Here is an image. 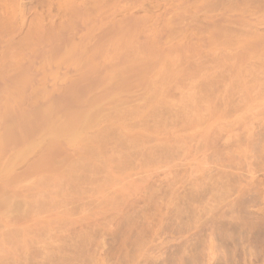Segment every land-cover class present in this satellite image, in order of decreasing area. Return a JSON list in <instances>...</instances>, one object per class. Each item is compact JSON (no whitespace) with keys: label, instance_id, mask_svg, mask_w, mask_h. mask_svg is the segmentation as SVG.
<instances>
[{"label":"rangeland","instance_id":"374dc122","mask_svg":"<svg viewBox=\"0 0 264 264\" xmlns=\"http://www.w3.org/2000/svg\"><path fill=\"white\" fill-rule=\"evenodd\" d=\"M0 91V264H264V0H0Z\"/></svg>","mask_w":264,"mask_h":264},{"label":"bare ground","instance_id":"6f19581e","mask_svg":"<svg viewBox=\"0 0 264 264\" xmlns=\"http://www.w3.org/2000/svg\"><path fill=\"white\" fill-rule=\"evenodd\" d=\"M74 5H75V4H74ZM67 6H68V5H67ZM68 7H69V6H68ZM76 8H77V7H76ZM71 9H72V8H71ZM63 10H64V9H63ZM72 11H73V9H72L70 12H72ZM63 12L65 13V11H63ZM64 13H63V14H64ZM74 13H75V11H73L72 14H74ZM77 13H78V12H77ZM69 14H70V13H69ZM81 14H82V13H81ZM82 15H83V14H82ZM62 16H63V15H62ZM80 17H81V16H80ZM80 17H79V18H80ZM61 20H62V19H61ZM81 20H82V19H81ZM63 21H64V20H63ZM99 21H100V20H99ZM11 22H12V21H11ZM90 22H91V20L89 21V23H90ZM97 22H98V20L96 21V23H97ZM62 23H63V22H62ZM81 23H83V22H81ZM99 23H100V22H99ZM104 23H105V22H104ZM118 24H120V23L118 22ZM38 25H39V24H38ZM78 25H79V24H78ZM82 25H83V24H82ZM89 25H90V24H89ZM118 26H119V25H118ZM36 27H37V26H36ZM38 27H39V26H38ZM102 27H103V25H102ZM119 27H120V26H119ZM121 27H122V26H121ZM42 28H44V27H42ZM80 28H81V27H80ZM37 29H38V28H37ZM39 29H40V31H41V28H39ZM82 29H83V28H82ZM93 29H94V28H93ZM96 29H97V28H96ZM120 29H121V28H120ZM67 30H68V29H67ZM91 30H92V29H91ZM40 31H39V32H40ZM51 31H52V30H51ZM127 31H128V29H127ZM115 32H116V31H115ZM115 32H114V33H115ZM120 32H121V31H120ZM120 32H119V35H120ZM40 33H41V32H40ZM114 33H113V34H114ZM116 33L118 34V32H116ZM123 33H124V31H123ZM43 34H44V33H43ZM126 34H127V33H126ZM89 35H90V34H89ZM82 36H83V35H82ZM90 36H91V35H90ZM127 36H128V35H127ZM85 37H87L86 40H88V36H85ZM115 37H116V35H115ZM121 38H122V37H121ZM76 39H77V38H76ZM97 39H98V38H97ZM103 39H104V38H103ZM103 39H102V40H103ZM115 39H116V38H115ZM82 40H83V39H82ZM127 40H128V39H127ZM131 40H132V39H131ZM131 40H130V41H131ZM94 41H95L96 43L98 42V44H99V41L96 40V37H95V40H94ZM94 41H92V43L95 45L96 43H94ZM105 41H107V40H105ZM117 41H119V40L117 39ZM132 41H133V40H132ZM68 43H69V42H68ZM105 43H106V42H105ZM109 43H110V42H109ZM113 43H114V42H113ZM103 44H104V43H103ZM114 44H115V43H114ZM114 44H113V45H114ZM66 45H67V44H66ZM72 45H73V43H72ZM88 45H89V44H88ZM105 45H106V44H105ZM105 45H104V46H105ZM113 45H112V46H113ZM135 45H136V44H135ZM135 45H134V46H135ZM78 46H79V45H78ZM81 46H84V45H81ZM91 46L93 47V45H91ZM95 46H96V45H95ZM99 46H100V45H99ZM41 47H42V46H41ZM68 47H69V46H68ZM79 47H80V46H79ZM79 47H78V48H79ZM97 47H98V46H97ZM106 47H107V46H106ZM109 47H110L109 50H111V48H112V47H111V44L109 45ZM42 48H43V47H42ZM83 48H84V47H83ZM107 48H108V47H107ZM132 48H133V47H132ZM80 49H82V47H81ZM97 49H98V48H97ZM36 50H37V49H36ZM74 50H75V49H74ZM90 50H91V49H90ZM101 50H102V49H101ZM25 51H26V50H25ZM37 51H38V50H37ZM76 51H77V53H78V49H77ZM92 51H93V50H92ZM111 51H112V50H111ZM114 51H115V49H114ZM125 51H126V50H125ZM35 52H36V51H35ZM48 52H49V51H48ZM65 52H66V51H65ZM90 52H91V51H90ZM95 52H96V51H95ZM95 52H93V53H95ZM129 52H131V51H129ZM138 52H139V51H138ZM100 53H101V52H100ZM105 53H106V52H105ZM115 53H116V51H115ZM123 53H124V52H123ZM123 53H122V54H123ZM103 54H104V53H103ZM107 54H108V52H107ZM122 54H121V56H122ZM124 54H125V53H124ZM128 54H129V53H128ZM29 55H30V54H29ZM44 55H45V54H44ZM44 55H43V56H44ZM93 55H94V54H93ZM137 55H138V54H137ZM26 56H27V55H26ZM76 56H78V55H76ZM103 56H104V55H103ZM139 56H140V55H139ZM1 57H2V56H1ZM110 57H111V55H110ZM24 58H25V57H24ZM73 58H74V57H73ZM76 58H78V57H76ZM76 58H74V60H75ZM96 58H97V57H96ZM121 58H122V57H121ZM134 58H135V57H134ZM102 59H103V58H102ZM106 59H107V58H106ZM74 60H73V61H74ZM76 60H77V59H76ZM130 60H131V58H130ZM90 61H91V60H90ZM112 61H113V60H112ZM120 61H121V60H120ZM97 62H99V60H98ZM97 62H96V63H97ZM118 62H119V61H118ZM122 62H123V61H122ZM134 62H135V60H133V65H134ZM74 63H75V62H74ZM135 63H136V62H135ZM20 64H21V63H20ZM80 64H81V63H80ZM97 64H99V63H97ZM4 65H5V64H4ZM33 65H34V64H33ZM102 65H103V64H102ZM131 65H132V64H131ZM131 65H130V66H131ZM30 66H31V65H30ZM41 66H42V65H41ZM105 67H106V66H105ZM110 67H112V65H111ZM116 67H117V66H116ZM2 68H4V66H3ZM66 68H67V67H66ZM98 68H99V67H98ZM102 68H103V66H102ZM107 68H108V67H107ZM128 68H129V67H128ZM128 68H127V69H128ZM132 68H134V67H132ZM136 68H137V67H136ZM31 69H32V68H31ZM93 69H94V68H93ZM100 69H101V68H100ZM100 69H99V71H100ZM127 69H126V70H127ZM139 69H140V67H139ZM65 70H66V69H65ZM110 70H111V69H110ZM122 70H123V69H122ZM128 70H129V69H128ZM131 70H132V69H131ZM30 71H31V70H30ZM35 71H36V70H35ZM37 71H38V70H37ZM37 71H36V73H37ZM44 71H45V70H44ZM85 71H86V70H85ZM95 71H96V70H95ZM102 71H103V70H102ZM108 71H109V69H108ZM114 71H115V70H113V73H114ZM123 71H124V70H123ZM45 72H46V71H45ZM79 72H80V71H79ZM90 72H91V71H90ZM104 72H106V71H104ZM36 73H35V74H36ZM85 73H86V72H85ZM88 73H89V72H88ZM81 74H83V73H81ZM93 74H95V73H93ZM100 74H101V72H100ZM100 74H98V75H100ZM118 74H119V73H118ZM120 74H122V73H120ZM120 74H119V75H120ZM79 75H80V74H79ZM98 75H97V76H98ZM101 75H102V74H101ZM108 75H110L109 72H108ZM113 75H114V74H113ZM115 75H116V73H115ZM6 76H7V75H6ZM6 76H5V77H6ZM38 76H40V74H39ZM38 76H36V77H38ZM41 76H42V75H41ZM80 76H81V75H80ZM111 76H112V75H111ZM122 76H123V75H122ZM36 77H35V78H36ZM94 77H95V76H94ZM99 77H100V76H99ZM119 77H120V76H119ZM119 77H118V78H119ZM39 78H40V77H39ZM95 78H96V77H95ZM97 78H98V77H97ZM120 78H121V77H120ZM126 78H127V77H126ZM87 79H89V78H87ZM100 79H102V77H101ZM112 79H113V78H112ZM121 79H123V78H121ZM124 79H125V78H124ZM119 80H120V79H119ZM12 81H18V77H17V76L13 77V78H12ZM90 81H91V80H90ZM100 81H101V80H100ZM125 81H126V80H125ZM8 82H9V81H8ZM9 83H10V82H9ZM99 83H100V82H99ZM2 84H4V83H2ZM32 84H33V83H32ZM34 84H35V83H34ZM78 84H79V83H78ZM86 84H87V83H86ZM90 84H91V83H90ZM9 85H10V84H9ZM29 85H30V84H29ZM92 85H93V83H92ZM92 85H91V86H92ZM31 86H32V85H31ZM77 86H78V85H77ZM87 86H88V85H87ZM94 86H95V85H94ZM111 86H112V85H111ZM14 87H15V86H14ZM82 87H83V86H82ZM26 88H27V87H26ZM84 88H85V87H84ZM65 89H66V88H65ZM70 89H71V88H70ZM90 89H91V87H90ZM55 90H56V88H55ZM58 90H59V89H58ZM1 91L3 92V88H2ZM1 91H0V92H1ZM26 91H27V90H26ZM62 91H64V90H62ZM75 91H76V90H75ZM90 91H91V90H90ZM2 92L0 93V96H1ZM58 92H59V91H58ZM70 92H71V90H70ZM80 92H81V94H82V90H81ZM64 93H65V92H64ZM60 95H61V94H60ZM65 95H66V94H65ZM82 95H83V94H82ZM26 96H27V95H26ZM53 96H54V95H53ZM61 96H62V95H61ZM22 97H23V96H22ZM54 97H55V96H54ZM59 97H60V96H59ZM82 97H83V96H82ZM11 98H12V97H11ZM45 98H46V97H45ZM85 98H86V97H85ZM28 100H29V99H28ZM110 100H111V99H110ZM0 101H1V100H0ZM66 101H67V100H66ZM79 101H80V99H79ZM25 102H26V101H25ZM59 102H61V101H59ZM62 102H63V101H62ZM62 102H61V103H62ZM90 102H93V101H90ZM37 103H38V102H37ZM73 103H74V102H73ZM83 103H84V102H83ZM23 104H25V103H23ZM58 104H59V103H58ZM91 104H92V103H91ZM82 105H83V104H82ZM88 105H90V104H88ZM17 106H18V105H17ZM24 106H26V105H24ZM24 106H23V107H24ZM29 106H30V105H29ZM46 106H47V105H46ZM79 106H81V104H80ZM84 106H85V105H84ZM44 107H45V105H44ZM72 107H73V106H72ZM87 107H88V106H87ZM28 108H29V107H28ZM30 108H31V107H30ZM76 108H77V107H76ZM32 109H33V108H32ZM43 109H45V108H43ZM37 110H38V109H37ZM59 110H60V108H59ZM61 110H62V109H61ZM84 110H85V109H84ZM47 111H48V108H47ZM77 111H78V109H77ZM85 111H86V110H85ZM18 112H19V113H18V114H19V120H18V122H22V123H23L24 120H26V119H25V116H26V114H25V110L19 108ZM59 112H60V111H59ZM75 113H76V111H75ZM75 113H73V114H75ZM80 113H81V112H80ZM4 114H5V113H4ZM4 114H3V118L5 117ZM62 114H63V113H62ZM62 114H61V115H62ZM94 114H95V113H94ZM0 115H1V114H0ZM55 115H57V114H55ZM55 115H54V116H55ZM76 115H78V114H76ZM76 115H75V116H76ZM65 116H66V114H65ZM72 116H73V115H72ZM72 116H71V114L69 115V117H71V118H72ZM62 117H63V116H62ZM41 118H42V116H41ZM41 118H40V119H41ZM67 118H68V117H67ZM71 118H70V119H71ZM73 118H74V117H73ZM16 119H18V118H16ZM59 120H60V119H59ZM62 120H63V119H62ZM72 120H73V119H72ZM78 120H79V119H78ZM7 121H8V120H7ZM30 121H31V120H30ZM32 121H33V118H32ZM34 121H35V120H34ZM68 121H69V118H68ZM68 121H67V122H68ZM5 122H6V121H5ZM25 122H26V121H25ZM28 122H29V121H28ZM47 122H48V121H47ZM62 122H63V121H62ZM22 123H21V125H23ZM59 123H60V122H58V124H59ZM69 123L71 124V122H69ZM30 124H31V123H30ZM33 124H34V123H33ZM47 124H48V123H47ZM47 124H46V125H47ZM4 126H5V125H4ZM4 126H2V127H4ZM13 126H14V125H13ZM18 126H19V125H18ZM28 126H29V125H28ZM28 126H27V128H28ZM31 126H32V125H31ZM63 126H64V125H63ZM8 127H9V126H8ZM16 127H17V126H16ZM27 128H25V129H27ZM34 128H35V126H34ZM42 128H43V126H42ZM59 128H60V127H59ZM63 128H64V127H63ZM2 129H5V128H2ZM46 129H48V128H46ZM57 129H58V128H57ZM8 131H9V130H8ZM17 131H18V130H17ZM1 133H2V132H1ZM16 133H17V132H16ZM16 137H17V136H16Z\"/></svg>","mask_w":264,"mask_h":264}]
</instances>
